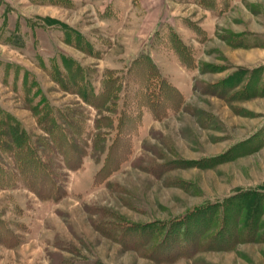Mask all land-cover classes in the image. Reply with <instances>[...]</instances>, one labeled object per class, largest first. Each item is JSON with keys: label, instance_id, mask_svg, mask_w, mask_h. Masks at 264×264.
I'll return each instance as SVG.
<instances>
[{"label": "rangeland", "instance_id": "obj_1", "mask_svg": "<svg viewBox=\"0 0 264 264\" xmlns=\"http://www.w3.org/2000/svg\"><path fill=\"white\" fill-rule=\"evenodd\" d=\"M37 89L109 135L58 202L0 172V264H264V0H0V119L49 142Z\"/></svg>", "mask_w": 264, "mask_h": 264}, {"label": "trees", "instance_id": "obj_2", "mask_svg": "<svg viewBox=\"0 0 264 264\" xmlns=\"http://www.w3.org/2000/svg\"><path fill=\"white\" fill-rule=\"evenodd\" d=\"M74 66L76 73L73 89L76 94L95 109H100L102 112L110 111L109 108L114 105L108 99L111 98V93L105 91L102 94H97L94 88H90L89 82L82 77L81 66L76 63ZM64 80L66 79L64 78ZM152 86L154 85L151 84ZM152 92L149 89V99L159 102V95L157 97ZM27 96L23 97L24 100L28 98ZM38 96L39 99L34 101ZM29 102L31 110L36 114L40 128L50 136L51 141L46 142L39 138L37 140L36 137L30 136L20 122L9 115L1 117L0 147L5 151L3 158L7 159L8 165H3L0 158V172L9 178L11 176L19 178L24 186L40 200L58 202L66 194L61 183L63 178L57 172V169L63 168L59 164L63 163L64 168L70 171L80 168L85 156L91 154L96 157L104 152L105 141L109 134L95 133L94 136L86 134V125L83 124L84 114L79 109L71 111L69 114L60 112V118L56 114L54 115L55 108L49 104L40 89L31 95ZM100 119L95 121L96 128H102L101 125L104 122H107L109 127L112 125L109 123V117L103 116ZM39 147L44 149L47 155L44 151L39 150ZM199 245H204V243L199 241Z\"/></svg>", "mask_w": 264, "mask_h": 264}]
</instances>
